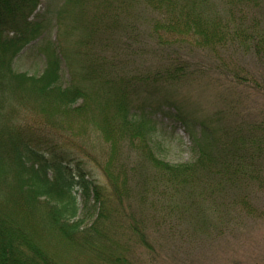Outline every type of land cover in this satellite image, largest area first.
<instances>
[{
  "label": "trees",
  "instance_id": "16d2710c",
  "mask_svg": "<svg viewBox=\"0 0 264 264\" xmlns=\"http://www.w3.org/2000/svg\"><path fill=\"white\" fill-rule=\"evenodd\" d=\"M40 4L0 0V264H139L177 218L187 234L176 240L189 243L264 219V0ZM37 42L41 72L16 70ZM240 48L256 72L234 61ZM203 76L234 95L210 115L179 93ZM245 91L257 108L241 104ZM157 115L182 124L193 161L158 156ZM84 130L101 143L98 162L67 138Z\"/></svg>",
  "mask_w": 264,
  "mask_h": 264
},
{
  "label": "rangeland",
  "instance_id": "374dc122",
  "mask_svg": "<svg viewBox=\"0 0 264 264\" xmlns=\"http://www.w3.org/2000/svg\"><path fill=\"white\" fill-rule=\"evenodd\" d=\"M61 1L62 0H41L39 10H43L45 7L49 8V6L55 8ZM263 13L264 12H262V14ZM47 37L53 38L54 32H50ZM38 44L37 42L35 46H28L20 52V55L14 60V68L16 70L26 71L30 74H38L41 72L44 61L37 51L38 47H36V45ZM242 50L243 48H240L238 53L233 55L234 57L232 58H234V61L245 67L249 64L250 68L255 69V66L253 67V64L255 65L254 61H250L249 56L242 53ZM232 53L233 48L229 49L225 56H219L220 62L229 65L231 60L229 55ZM190 58H198L199 61L204 60L199 57V55L194 54L190 56ZM205 60L207 62L210 61L209 59ZM227 62L229 64H227ZM205 64L207 63L205 62ZM62 76V81L67 83L68 75L64 67L62 68ZM187 83L188 84H185L184 87L179 90V93H184V96H182L184 107L195 109L197 115H210L217 110L220 111L226 108V105L234 96L233 94L221 92L223 89L221 86L219 88V81L213 77L203 76L200 78H193ZM255 95L254 93L245 91L243 96L239 95L241 104L247 107L246 105L252 99V105L247 108H257L260 104L258 100L260 98L258 95ZM153 121L154 128L152 130V140L155 142V151L159 157L171 163L191 162L195 159L196 153L194 152L190 138L182 124L180 125L167 116L159 115L155 116ZM73 133L75 134L68 135L67 138L69 140H72L74 137L75 140L73 143L83 150V152L87 150L88 146L90 147V153L88 152V155L92 154L98 157L99 145H101L100 141H95V143H93V136L85 130L78 132L74 131ZM85 135H88L89 139L84 137ZM70 136H72V139H70ZM63 142V140L60 141V143ZM104 142L106 141L103 139V143ZM82 154L83 153H80V156ZM97 157H93L96 162H98ZM78 158L83 159L79 156ZM84 162V165L87 167H94L88 163V159H84ZM91 174L98 182L105 184L106 178L102 176L98 168H92ZM212 216V214L207 213L205 219H209ZM168 222H170V220H168ZM239 222L241 224L238 226L237 232L233 235L210 238H208L207 235L199 239V241L189 243L186 239L176 240V237L180 236L181 231L186 233V228H184V225H181L180 220L177 218L178 227H176V225L173 227L169 224L168 228L171 229V235L166 239L160 240L165 246H159L156 249V256H154L153 259L138 257V263L140 264L141 261H143L147 264H264V219L258 218L257 216L253 218L252 215L247 218L241 217ZM196 227L201 228L202 221L201 223H196ZM167 233V228L163 229L159 233L160 235H155V240L153 239L154 243H150V245H158V243H155L157 242V238L159 239L161 235L167 236ZM132 253L135 255V249Z\"/></svg>",
  "mask_w": 264,
  "mask_h": 264
}]
</instances>
